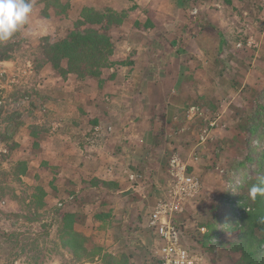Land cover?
I'll return each mask as SVG.
<instances>
[{
  "label": "rangeland",
  "instance_id": "obj_1",
  "mask_svg": "<svg viewBox=\"0 0 264 264\" xmlns=\"http://www.w3.org/2000/svg\"><path fill=\"white\" fill-rule=\"evenodd\" d=\"M29 1L28 7L19 9L18 6L22 0H0V17L17 26L24 38L23 44L12 59L0 62V108L3 110L0 113V130L15 128L9 142L18 143L15 149L10 150L9 143L0 141V235L3 231H16L22 237H32L34 233L38 234L43 230L37 222H28L12 215V213L23 212L21 203L13 197L12 193L15 192L24 197L28 191L26 185L41 184L46 190L47 207L42 212L44 221H52V209L55 207L76 212L78 218L75 224L76 230L88 235L98 244L100 243L97 240H102L101 245L108 252L119 255L122 253L120 250L122 244L115 247L112 239H114L113 236L118 237L121 231L118 229L116 231L115 225L111 223L113 221L111 216L99 223L98 220H94L95 218L91 220L85 214L86 197L91 199L88 213L111 214L106 206L103 208L99 206L101 202H112L116 195L103 189L90 187L88 181L92 177L89 179L87 176L85 179L84 166L79 165V162L84 158L86 142L93 141L91 140L95 136L93 133L102 136L105 134L106 137L124 133L127 132L129 124L139 122L141 118L137 115L139 111L133 108L136 93L126 90L122 94V99L117 101L116 94L111 92L115 84L108 78L114 73L115 79L118 72L110 70L109 67L102 70L105 81L101 91H105L99 97L92 99L97 102V107L100 106L99 113H85V102H80V99L74 95L63 98L56 93L58 81L54 76L60 75L50 64L44 65L37 72L34 71L33 59L41 36L56 40L72 29L73 21L78 17L77 9L71 7L70 3L66 13L57 15L52 8L47 7L48 15L44 16L42 13L44 5L35 0ZM85 1L79 0V4ZM90 1L99 3L98 7L103 6L102 0ZM211 7H216V4ZM253 7L249 18H235L233 23L223 28L224 35L228 39L241 42L238 50L234 49L236 55H232L231 60L219 62L221 70L227 73L225 85L228 90L218 93L172 94L180 101V107L176 109L178 123L173 124V128L180 130L183 141L187 137L189 141L185 143H188V147L197 142L210 141L208 136L211 129L219 127L220 131L226 134L216 143H212L205 153L200 154L198 147L191 148L192 157H201L198 163L201 173L198 174L192 172V167L181 160L175 150L171 151L172 154L167 163V176L164 175L160 183L162 190L159 199H163L169 197L168 191L173 184L178 166L186 175H192L198 180L199 188L194 194L181 198L185 204L183 211L186 205L189 206V203L200 194L203 182L206 181L209 184L212 191L210 196L215 202L211 205L214 207L208 211L207 219L211 226L209 231L200 232L203 228H197L198 225L195 223L194 227L187 231L189 237L186 238L184 229L179 226L176 213L173 215L180 237L185 239V244L183 242L182 244L201 255L203 264L206 262L236 264L240 260V253L234 250L233 246L238 245L246 237L241 222L242 212L245 211H242V207L251 210L254 203L253 191L246 187L247 181L264 176V162L262 167H258L259 156L264 151V0L254 1ZM257 10L261 17L257 16L259 13L256 12ZM255 21L258 23H254ZM256 51L259 55L255 54ZM111 67L114 70L120 68L118 65ZM120 72L122 73L120 79L125 84L123 86H126L129 76ZM188 79L193 80L192 77ZM80 84L82 87L85 86V82ZM77 86L75 87L78 89ZM158 95L154 94V96ZM78 110L82 118L80 123L75 121L74 116ZM154 111H156L154 118L158 122L161 121L159 110L156 108ZM219 116L223 120L220 125L217 124L218 120L215 121ZM258 121L261 124H258ZM16 122H21L17 128L14 127ZM31 130L38 133L37 138L31 135ZM156 130L158 134L159 124ZM55 133H68L69 138L65 141L63 139V143L53 141L50 135ZM42 148L47 153L41 150ZM63 150L67 151L61 153ZM69 151L77 152L76 165L71 166L76 167L78 172L64 170L69 167V159L66 157L70 154ZM44 156L47 159H44ZM131 157L133 156L127 157L129 160L127 166L133 167L131 169L134 170ZM173 157L177 159L175 164L171 162ZM21 160L27 162L28 171L19 181L13 166ZM155 160H151L150 166L155 163ZM135 174L134 176H137ZM128 180L134 182L135 177L128 176ZM130 185L134 184L130 183ZM131 197L136 198V195L132 194ZM128 228H131L130 224L126 225V229ZM122 236L124 241H128L124 235ZM51 237L53 239L56 237L55 225L51 229ZM118 241H121L120 237ZM0 246H3L2 242ZM31 255V252L26 251L18 255L16 259L14 257L9 259L13 264H33ZM1 256L8 258L3 247H0ZM43 261L45 264H81L80 261L72 259L63 249H60L58 254L48 253ZM149 261L158 264L154 256L150 257ZM130 262L135 264L131 258Z\"/></svg>",
  "mask_w": 264,
  "mask_h": 264
},
{
  "label": "crops",
  "instance_id": "obj_2",
  "mask_svg": "<svg viewBox=\"0 0 264 264\" xmlns=\"http://www.w3.org/2000/svg\"><path fill=\"white\" fill-rule=\"evenodd\" d=\"M254 1L256 0H102L103 6L117 10L133 7L122 24L109 30L114 43L110 59L129 62L114 65L120 66L115 70L109 67L110 70L118 72L115 79L109 80L115 84L111 92L116 94L117 101L122 99V94L126 90L136 93L133 108L139 111L137 115L141 118L139 122L129 124L127 132L124 133L107 137L105 134L102 136L93 133L95 135L91 139L93 141L86 142L84 158L79 165L84 166L85 179L87 176L97 177L118 183L119 188L115 191L117 193L111 192L116 195L115 199L107 202L108 204L101 202L99 207L106 206L109 212L111 211V217L109 216L113 220L111 223L115 225L116 231L117 229L121 231L118 237L113 236L114 246L118 247L121 243L120 250L130 253L135 264H144L145 261L146 264H156L150 262L149 258L156 255L158 243L147 222L152 207L161 195L160 183L164 175L167 176V163L171 151L175 150L181 160L192 167V172L198 174L201 173L198 164L201 157H192L191 148L198 147L200 154L205 153L212 143L226 135L217 127L210 130L208 136L210 141L197 142L188 147V143H185L189 141L187 137L183 141L180 130L173 128V124L178 123L176 109L180 107V101L172 94L218 93L228 90L225 85L227 73L221 70L219 62L231 60L232 55H236L234 49L238 50L241 42L228 39L223 28L233 23L235 18H249L254 9ZM35 2L39 3L38 0ZM70 3L71 7L77 9V13L84 5L98 7L99 4L90 0L81 4L79 0H72ZM210 3L216 4V7H211ZM257 16L261 17L260 12ZM255 54L259 55V52L256 51ZM120 71L129 76L126 86H123L125 84L120 79L122 75ZM54 77L58 81L56 93L60 96L68 98L74 95L80 102H85V107L83 106L85 113L101 111L100 106L97 107V102L92 99L105 91H101L104 84L99 86L92 77L81 81L71 73L65 78L58 75ZM190 77L193 78L192 81L188 79ZM82 82H85L84 87L80 84ZM156 108L160 115L164 113V118L159 116L162 122L154 118ZM77 112L74 113L75 121L80 123L82 119L79 115L80 110ZM217 120L218 125L223 121L220 116L215 119ZM157 124L160 127L158 134ZM50 136L53 141L60 143H63V139L65 141L69 138L68 133H55ZM41 150L45 151L43 148ZM66 151L63 150L61 153ZM67 155L69 167L64 170L78 172L76 167L71 166L76 165L77 152H70ZM130 155L133 156L131 158L134 170L131 169L133 167L127 166L129 163L127 157ZM153 159H156L155 163L150 166ZM130 175L135 177L134 182L128 180ZM202 187L200 194L189 203V206L186 205L183 212L175 214L179 219L180 228L186 233V238L189 237L187 231L194 227L195 223L198 225L197 228H203L200 232H207L211 228L207 217L208 211L214 207L211 206L212 203L215 202L210 196L212 191L209 184L204 181ZM132 194L136 195V198H132ZM89 202L91 199L86 197L85 214L93 220L95 212L88 213L91 207ZM98 222L101 223L99 220ZM127 224H130L131 228L126 229ZM122 235L128 241H124ZM181 240L185 244L183 237ZM97 241L103 243L102 240Z\"/></svg>",
  "mask_w": 264,
  "mask_h": 264
},
{
  "label": "trees",
  "instance_id": "obj_3",
  "mask_svg": "<svg viewBox=\"0 0 264 264\" xmlns=\"http://www.w3.org/2000/svg\"><path fill=\"white\" fill-rule=\"evenodd\" d=\"M17 1V0H14ZM44 5L42 13L48 15L47 7L53 9L57 15L64 14L70 8V0H38ZM29 6L28 0H22L19 9ZM133 9H114L110 6L96 7L84 5L81 7L78 17L73 21L72 29L56 40L48 36H41L37 47L36 56L33 59V70L39 71L44 65L50 64L61 76L66 77L69 73L74 74L78 80H85L88 77L95 78L99 86H102L105 79L102 70L116 64L124 65L127 60L113 61L110 56L114 51V43L109 34L113 26L123 23L128 17L129 11ZM221 35V34H220ZM24 42L21 30L6 19L0 17V62L11 60L15 52ZM112 73L108 79H113ZM0 108V113H2ZM164 118V113L160 115ZM21 122H16L18 127ZM258 124H261L258 121ZM15 128H4L0 130V141L9 143L10 150L15 149L18 143L9 142ZM34 138L38 133L31 130ZM8 145V144H7ZM36 145V144H35ZM264 162V151L259 156V165ZM16 178L26 175L28 164L26 161H18L13 166ZM90 187L103 189L108 192H115L119 185L113 180H104L92 177L88 181ZM247 189L253 191L254 203L251 210L242 212L241 222L245 230V239L233 246L234 250L240 253V260L236 264H264V176H258L247 181ZM27 194L23 197L12 193L13 197L21 203L22 213H12L15 217H21L28 222H37L43 228L40 233L34 236H23L16 231H3L0 235V243L6 250L8 258L0 257V264H13L9 258L16 259L22 253H32L33 264H45L43 259L48 253L58 254L63 249L75 261L81 264H131V255L122 252L119 255L108 252L103 245L91 240V238L76 230L75 224L78 221L76 212L66 211L60 208L52 209L51 222L42 218V212L46 210V190L41 184L26 185ZM95 219L105 220L110 214L96 212ZM56 226V237H51V229ZM28 233V232H27ZM31 237V239H30ZM26 239V240H25Z\"/></svg>",
  "mask_w": 264,
  "mask_h": 264
},
{
  "label": "built area",
  "instance_id": "obj_4",
  "mask_svg": "<svg viewBox=\"0 0 264 264\" xmlns=\"http://www.w3.org/2000/svg\"><path fill=\"white\" fill-rule=\"evenodd\" d=\"M176 161L175 157L171 159L172 164ZM176 169L173 184L168 191L169 197L158 199L149 214L148 227L154 232L158 243L154 257L158 264H203L201 255L182 244L180 231L173 220L175 213L183 211L185 204L181 198L194 194L199 183L194 176L186 175L180 166ZM244 210L249 208L242 207Z\"/></svg>",
  "mask_w": 264,
  "mask_h": 264
}]
</instances>
